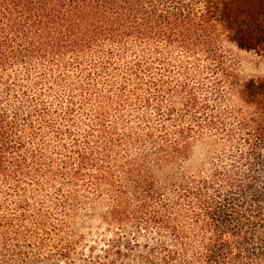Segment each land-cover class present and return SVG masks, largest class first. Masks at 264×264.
<instances>
[{
  "label": "trees",
  "instance_id": "1",
  "mask_svg": "<svg viewBox=\"0 0 264 264\" xmlns=\"http://www.w3.org/2000/svg\"><path fill=\"white\" fill-rule=\"evenodd\" d=\"M223 41L264 50V0H0L1 194L106 196L98 264H264V81Z\"/></svg>",
  "mask_w": 264,
  "mask_h": 264
},
{
  "label": "rangeland",
  "instance_id": "2",
  "mask_svg": "<svg viewBox=\"0 0 264 264\" xmlns=\"http://www.w3.org/2000/svg\"><path fill=\"white\" fill-rule=\"evenodd\" d=\"M222 45L240 80L264 81V50L247 52L226 41ZM231 101L233 106L240 104L237 99ZM79 114L75 108V115ZM27 189L26 196L10 198L0 192V217L11 223L0 224V264H98L106 243L117 231L116 225L104 221L109 218L111 201L62 181ZM70 190L76 191L73 197H67ZM122 228L125 243L131 225ZM133 259L134 253H128L117 264H129Z\"/></svg>",
  "mask_w": 264,
  "mask_h": 264
}]
</instances>
